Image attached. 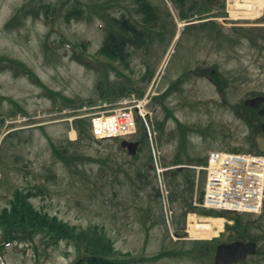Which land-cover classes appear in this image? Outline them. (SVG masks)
<instances>
[{"label": "rangeland", "instance_id": "rangeland-1", "mask_svg": "<svg viewBox=\"0 0 264 264\" xmlns=\"http://www.w3.org/2000/svg\"><path fill=\"white\" fill-rule=\"evenodd\" d=\"M79 1L0 0V133L5 128L10 132L0 152V210L16 189H33L39 194L32 200L37 208L78 227L104 228L120 258L129 254L149 260L138 264H216L215 252L195 253V240L216 237L193 239L186 208L200 202L206 173L196 167L205 164L210 151L250 153L257 148L255 138L264 135L235 110L249 98L264 96V14L234 19L229 0H216L210 13L226 16L216 19L220 31L185 25L178 34L186 23L181 11L209 17L208 0H187L182 7L173 0H149L160 14L151 43L132 50L128 65L116 62L110 67L100 55L106 37L101 16L109 12L140 18L131 2L107 0L103 7L89 9L86 20L68 22L69 11L88 3ZM45 4L51 5L49 19L54 22L22 15L23 9ZM20 14V22L9 28ZM83 42L88 43L83 57L93 68L73 60V47ZM13 61L29 68L42 85ZM211 67L225 80L223 92L203 74ZM150 89L157 93L149 104L150 115L144 123L138 119V133L128 140L140 142L138 157L128 153L122 140L81 139L78 131L72 140L70 123L36 120L44 112L100 106L119 100L122 91L139 96ZM177 161L190 168L178 173ZM185 176L195 180L199 196L184 193ZM177 190L187 202L173 196ZM245 219L251 221L261 252L239 264H264V210ZM227 225L224 221L220 239H229ZM2 239L0 235V244ZM1 247L0 264H68L78 257L66 244L43 249L41 257L28 244ZM163 252L171 256L154 260Z\"/></svg>", "mask_w": 264, "mask_h": 264}, {"label": "trees", "instance_id": "trees-1", "mask_svg": "<svg viewBox=\"0 0 264 264\" xmlns=\"http://www.w3.org/2000/svg\"><path fill=\"white\" fill-rule=\"evenodd\" d=\"M77 1V0H76ZM107 0H88L87 4H83L80 7L69 11L67 13V21L72 20L84 21L87 18V11L89 9H96L103 7ZM131 2L136 10L137 16L140 20H136L133 15L120 14L115 15L113 13H105L101 16L103 21L102 28L106 32L105 40L100 49V55L109 60L108 66L114 67L112 63H121L128 65L131 51L136 49H142L149 46L151 43L152 31L160 25V14L158 9L149 2V0H124ZM174 3L184 6L187 0H173ZM80 1L78 0V3ZM219 1L208 0V14L209 17H205L204 13H199L198 17L188 15L181 11V20L186 22H192L196 20H204L207 18L226 17L222 14L212 15L211 9ZM221 6L225 9L224 1L221 2ZM54 14L51 9V5H42L39 9H23L22 15L24 17L32 16L35 20L46 16V22H54L55 19H49V16ZM15 17L13 21L8 24L9 28L16 23L20 22L19 18ZM212 28V30H221L220 25L216 21H208L200 23L198 25H191L190 28L197 26ZM188 27V28H189ZM87 42H83L81 45L76 44L73 47V60L93 68V63L83 56L87 50ZM80 51V52H79ZM13 65L21 68L22 72L31 76L35 81L42 85L40 80L34 75V73L20 62L13 61ZM197 72H201L200 70ZM204 76H208L218 87L220 92L224 91L223 80L219 71L216 68H206L203 70ZM181 82V79L178 80ZM132 92V91H131ZM130 91H122L120 98L130 94ZM145 91H141L142 96ZM169 92V91H168ZM128 96V95H127ZM236 114L244 121L245 124L252 129L261 131L264 118L259 115L258 109L248 108L244 105L235 106ZM75 128L79 132L80 138L91 137L89 131V124L85 120H78L75 122ZM56 156L66 162V156L61 154L57 146H53ZM232 152H240L239 149H232ZM249 152H257V149ZM204 163H206L204 161ZM178 163L176 165H179ZM178 173H182L185 169H176ZM55 178V176L53 177ZM187 190L184 193H188L189 196H193L195 193V180L192 177L185 176ZM173 196L181 198L185 202L188 199L183 195L184 193L177 190L174 191ZM160 195V194H158ZM39 194L33 189L27 191L23 189H16L13 193V197L9 201L8 205L0 210V235L2 236L1 245L7 244H28L32 246L37 254L41 257L42 250H49L51 248H58L62 244H66L68 247L74 248L78 257L68 264H138L139 262L147 261L144 258H131L129 254L125 258H120L122 254H119L116 250L114 241L108 236L105 229L99 226H90L88 228L78 227L62 220L57 215H52L49 212L37 208L33 199L38 197ZM200 201L203 200V193L200 196ZM188 212H198L200 215L207 217H224L230 221H234L233 225H227L229 231V239H215L212 241H195L196 249L195 253L198 255L211 256L217 246L220 243H230L233 241H258V237L252 234V224L250 219H245L243 215L235 213L219 212V211H207L202 208L194 207L189 204L186 208V214ZM2 248V247H1ZM261 251L259 250L258 253ZM171 256V252H163L159 256L154 257V260ZM153 260V259H152ZM149 261V260H148Z\"/></svg>", "mask_w": 264, "mask_h": 264}, {"label": "built area", "instance_id": "built-area-1", "mask_svg": "<svg viewBox=\"0 0 264 264\" xmlns=\"http://www.w3.org/2000/svg\"><path fill=\"white\" fill-rule=\"evenodd\" d=\"M148 97L143 101L124 100L115 104L119 107L94 116L95 136L111 138L134 133V110L142 108ZM207 170L206 207L260 212L264 195V157L212 153Z\"/></svg>", "mask_w": 264, "mask_h": 264}, {"label": "bare ground", "instance_id": "bare-ground-1", "mask_svg": "<svg viewBox=\"0 0 264 264\" xmlns=\"http://www.w3.org/2000/svg\"><path fill=\"white\" fill-rule=\"evenodd\" d=\"M229 11L234 19H258L264 14V3L263 0H229ZM184 26L185 24H182L180 27L184 28ZM223 228V218L202 220L191 217L189 232L193 239H212L217 237Z\"/></svg>", "mask_w": 264, "mask_h": 264}, {"label": "water", "instance_id": "water-1", "mask_svg": "<svg viewBox=\"0 0 264 264\" xmlns=\"http://www.w3.org/2000/svg\"><path fill=\"white\" fill-rule=\"evenodd\" d=\"M261 104H264V96L250 98L245 101V105L251 108L258 109ZM261 116H264V107L259 111ZM264 131V124L262 125ZM258 150L264 153V136L256 138ZM124 146L128 147V151L132 156L137 155L139 143L123 142ZM258 245L255 242L235 241L230 244H221L216 251V264H237L240 261H245L248 257L257 253Z\"/></svg>", "mask_w": 264, "mask_h": 264}]
</instances>
